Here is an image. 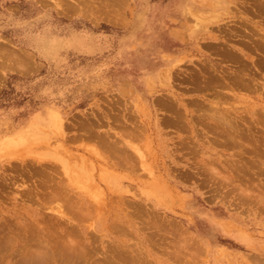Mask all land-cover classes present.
Returning <instances> with one entry per match:
<instances>
[{
    "label": "rangeland",
    "instance_id": "obj_1",
    "mask_svg": "<svg viewBox=\"0 0 264 264\" xmlns=\"http://www.w3.org/2000/svg\"><path fill=\"white\" fill-rule=\"evenodd\" d=\"M261 1L0 0V264H264Z\"/></svg>",
    "mask_w": 264,
    "mask_h": 264
},
{
    "label": "bare ground",
    "instance_id": "obj_2",
    "mask_svg": "<svg viewBox=\"0 0 264 264\" xmlns=\"http://www.w3.org/2000/svg\"><path fill=\"white\" fill-rule=\"evenodd\" d=\"M258 1V0H257ZM257 9H259V10H261V11H264V2H259L258 4H257ZM256 9V10H257ZM260 63V62H259ZM264 65V64H263ZM236 130V129H235ZM231 133H232V131H231ZM228 135L230 134V133H227ZM231 135V134H230ZM232 136V135H231ZM59 196V195H58ZM6 231V230H5ZM10 234V233H9ZM58 254L57 255H59V252H57ZM56 255V254H55ZM62 256H63V254H62Z\"/></svg>",
    "mask_w": 264,
    "mask_h": 264
},
{
    "label": "crops",
    "instance_id": "obj_3",
    "mask_svg": "<svg viewBox=\"0 0 264 264\" xmlns=\"http://www.w3.org/2000/svg\"><path fill=\"white\" fill-rule=\"evenodd\" d=\"M201 14V13H200Z\"/></svg>",
    "mask_w": 264,
    "mask_h": 264
}]
</instances>
